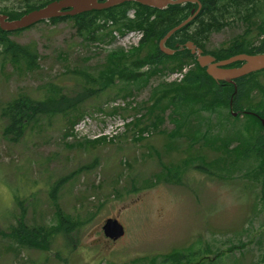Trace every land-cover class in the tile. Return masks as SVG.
Wrapping results in <instances>:
<instances>
[{
  "label": "rangeland",
  "instance_id": "1",
  "mask_svg": "<svg viewBox=\"0 0 264 264\" xmlns=\"http://www.w3.org/2000/svg\"><path fill=\"white\" fill-rule=\"evenodd\" d=\"M23 1L0 0V11ZM254 27L233 20L205 49L264 44ZM98 33L84 39L60 20L8 36L33 43L37 60L33 68L0 60V110L20 96L63 104L17 142L3 135L0 116V264H264V71L231 109L229 87L210 85L217 100L187 94L180 82L197 73L194 55L179 69L161 57L139 78L86 95L74 74L96 79L155 54L158 43H140L137 31ZM61 217L72 229L47 250L10 235L18 222L52 230ZM108 218L124 228L115 241L102 232Z\"/></svg>",
  "mask_w": 264,
  "mask_h": 264
},
{
  "label": "trees",
  "instance_id": "2",
  "mask_svg": "<svg viewBox=\"0 0 264 264\" xmlns=\"http://www.w3.org/2000/svg\"><path fill=\"white\" fill-rule=\"evenodd\" d=\"M51 1L55 0H24L22 6H20L18 10H11L10 12L0 11V14H5L9 20L17 19L23 14L43 7ZM198 1L201 6L192 20L174 32L165 42L166 47L175 50L173 55L167 57L162 54L158 49L157 43V47L154 51L155 54L152 53L151 56L149 55L143 59L132 60L127 67L126 65L122 67H112L108 69V71L100 73L96 79L84 73L74 74L73 83L82 87V94L92 95L94 86H97L100 90H105L108 88V84L115 82V79L128 81L139 78L142 75L139 70L143 66L148 64L158 65L161 63L160 58L164 56L169 59L173 57L179 60L176 66V68L179 69L184 62L194 57L186 49L178 50V47L187 41L192 42L200 48L203 54L214 57L216 61L240 53H264L263 43L256 46L245 40V38L233 42L228 48H222L216 52H210V54L205 49L209 36L212 33L221 31L233 20L242 22V24H245L247 28L249 27L250 29L255 26L253 29L257 32L264 31V24L262 26L258 25L259 20L262 17L264 18V0ZM196 9L197 5L190 2L170 5L163 10L145 7L137 3H122L108 9L92 10L75 16H63L48 21L57 22L60 20H71L77 35L82 36L84 39L93 40L98 36V32L111 29L119 34L137 31L141 36L140 43H156L159 42L170 29L189 17L191 10ZM129 12H132L131 17L128 16ZM249 30L248 32L252 31ZM16 32L17 31L8 33L0 30V60L12 65L21 64L28 68H33L37 60L36 47L33 43L21 45L9 40L8 36ZM111 33L112 31H109L108 34ZM239 64L240 63L237 62L231 64L229 67L239 66ZM196 71L197 73H193L191 70H188V73L180 82L189 88L186 92L190 94V98H193L195 101L203 102V99H207V95L212 96L211 100H217L219 95L218 92L210 88V85H213L215 87H229V90L226 92V98L229 100V103L231 101L233 105L236 99H239L243 94L249 93L256 87L255 83H250L248 81L255 73L235 79L232 83H224L212 80L205 73L204 69L200 68L197 64ZM195 98H198V100ZM46 102L47 104L49 103V101ZM62 104L63 103L59 101L57 103L55 101L54 105H56V107H48L43 99H32L28 96L12 98L0 110V116L4 120L3 135L10 138L12 142H17L24 136L29 127L35 125L40 115L49 113L51 111L50 109L56 112L59 108L60 111V106ZM72 224L73 223L68 218L61 217L55 229L46 230L43 227H28L18 222V227L14 228L10 232V235L19 246L47 250L51 247L55 236L59 233L64 234L65 232H69V230L72 229Z\"/></svg>",
  "mask_w": 264,
  "mask_h": 264
},
{
  "label": "water",
  "instance_id": "3",
  "mask_svg": "<svg viewBox=\"0 0 264 264\" xmlns=\"http://www.w3.org/2000/svg\"><path fill=\"white\" fill-rule=\"evenodd\" d=\"M187 2L195 3L197 9L191 10L189 17L170 29L158 42V49L161 53L172 55L175 50L166 47L165 42L174 32L192 20L201 6L198 0H55L43 7L29 11L17 19L9 20L6 15L0 14V30L11 33L29 28L42 21L63 16H75L92 10L108 9L122 3H137L145 7L163 10L170 5H179ZM182 49H186L191 55H194L198 66L204 69L205 73L215 82L232 83L235 79L264 70V53H240L216 61L211 55L203 54L202 50L190 41L178 47V50ZM237 62L240 63L239 66L229 67ZM231 107L230 102L229 108L231 109ZM260 123L264 126V119H260ZM102 232L106 238L115 241L123 236L124 228L117 219L108 218L102 225Z\"/></svg>",
  "mask_w": 264,
  "mask_h": 264
},
{
  "label": "flooded vegetation",
  "instance_id": "4",
  "mask_svg": "<svg viewBox=\"0 0 264 264\" xmlns=\"http://www.w3.org/2000/svg\"><path fill=\"white\" fill-rule=\"evenodd\" d=\"M258 119H260L259 117H257Z\"/></svg>",
  "mask_w": 264,
  "mask_h": 264
}]
</instances>
